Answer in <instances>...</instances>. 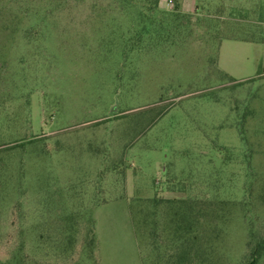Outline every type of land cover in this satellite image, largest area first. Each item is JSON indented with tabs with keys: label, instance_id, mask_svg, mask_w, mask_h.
Here are the masks:
<instances>
[{
	"label": "rangeland",
	"instance_id": "1",
	"mask_svg": "<svg viewBox=\"0 0 264 264\" xmlns=\"http://www.w3.org/2000/svg\"><path fill=\"white\" fill-rule=\"evenodd\" d=\"M191 1L210 16L162 36L133 0H0L1 262L168 264L182 206L210 264H247L264 240V0L247 24Z\"/></svg>",
	"mask_w": 264,
	"mask_h": 264
},
{
	"label": "trees",
	"instance_id": "2",
	"mask_svg": "<svg viewBox=\"0 0 264 264\" xmlns=\"http://www.w3.org/2000/svg\"><path fill=\"white\" fill-rule=\"evenodd\" d=\"M136 2V5L141 9V17H143L142 24L148 25L152 28V34L162 35L163 31L167 28H171L175 30L178 28L179 24H177L181 19L195 20L192 15L185 14L181 11L180 0H171L172 8L169 11L160 10L159 8V0H133ZM159 16L161 18H159ZM145 27V26H144ZM163 36V35H162ZM194 213L191 211H185L182 206L175 209L173 212V216L162 225L164 231L169 232V238L167 240L166 253L168 257V264H210V254L208 253L206 248H202L203 250H197L192 245V234L191 229L193 228L194 220L192 217ZM66 218L68 220L76 219L74 212H69L66 214ZM192 218V220L190 219ZM66 219V220H67ZM65 220V222H66ZM195 221V220H194ZM154 228V227H153ZM151 227L149 229V237L152 231H154ZM75 228L73 225L69 227V230H66L63 237L66 238L67 244H72L75 239ZM89 240L88 244H84V254H86V261L90 262L91 259H94V238L92 233V225L91 231L88 233ZM155 245V243H154ZM157 246V245H156ZM264 248V240L255 244L253 249L251 250L247 264H257L258 259L262 253V249ZM91 250V254L89 252ZM199 252H201L202 257ZM91 255V257H90ZM206 259V260H205ZM207 259L209 262H207ZM94 264H97L93 260ZM0 264H8L6 262H1ZM157 264V263H155Z\"/></svg>",
	"mask_w": 264,
	"mask_h": 264
},
{
	"label": "crops",
	"instance_id": "3",
	"mask_svg": "<svg viewBox=\"0 0 264 264\" xmlns=\"http://www.w3.org/2000/svg\"><path fill=\"white\" fill-rule=\"evenodd\" d=\"M191 0H182L181 2V11L185 14L192 15L194 17H198L202 14V12H206L207 16H210L209 11L211 9L200 7L202 3L196 5V3L192 4ZM214 6L212 9L215 10L213 19H218V21L223 20V15L225 14L226 7L229 9V21L232 24H247L250 22L249 18H247V11H249V4L247 0H213ZM185 3V4H184ZM190 3V4H189ZM201 12V13H200ZM234 39V38H232ZM247 43L246 41H240Z\"/></svg>",
	"mask_w": 264,
	"mask_h": 264
},
{
	"label": "built area",
	"instance_id": "4",
	"mask_svg": "<svg viewBox=\"0 0 264 264\" xmlns=\"http://www.w3.org/2000/svg\"><path fill=\"white\" fill-rule=\"evenodd\" d=\"M171 1L169 0V3H170Z\"/></svg>",
	"mask_w": 264,
	"mask_h": 264
}]
</instances>
